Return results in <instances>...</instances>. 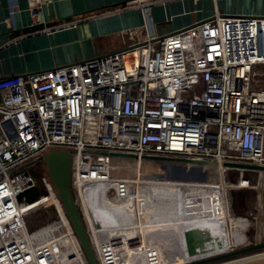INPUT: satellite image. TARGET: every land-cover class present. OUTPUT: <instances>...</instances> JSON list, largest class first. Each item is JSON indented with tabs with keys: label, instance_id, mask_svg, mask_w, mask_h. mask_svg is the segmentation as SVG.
I'll return each mask as SVG.
<instances>
[{
	"label": "built area",
	"instance_id": "1",
	"mask_svg": "<svg viewBox=\"0 0 264 264\" xmlns=\"http://www.w3.org/2000/svg\"><path fill=\"white\" fill-rule=\"evenodd\" d=\"M143 33L120 51L0 77V264L45 262L31 261L25 239L11 243V236L35 231L27 226L29 214L51 206L57 217L45 225L64 222L65 229L68 219L49 177L41 178V194L22 170L50 149L72 152L75 177L86 171L87 180L77 179L82 204L92 196L79 183L96 174L128 180L110 176L122 168L114 158L136 163L138 172L159 156L264 165V16L215 11L165 35ZM228 170L239 172L238 184L252 181L244 173L253 170ZM35 190L32 201L17 198ZM17 227L22 231L12 230Z\"/></svg>",
	"mask_w": 264,
	"mask_h": 264
},
{
	"label": "rangeland",
	"instance_id": "2",
	"mask_svg": "<svg viewBox=\"0 0 264 264\" xmlns=\"http://www.w3.org/2000/svg\"><path fill=\"white\" fill-rule=\"evenodd\" d=\"M111 163L114 165H122V168L110 170V176L127 178L128 180H123L124 183L126 182L129 185H127V187L116 186L114 191L104 190L105 195L101 196V192L98 193L101 188L92 189L90 185H88V182L82 183L84 192L92 196L91 199H84L83 204L77 196V179L82 175L81 180H87L86 171L77 173L75 177V170L71 163V189L76 197L80 213L86 224V229L88 232L89 229L91 230L95 246L92 238L90 239L99 264H127L129 262H134L132 261L135 260L133 259V254L137 251V248L131 244H121L122 239L127 241L129 238L130 234L128 233L127 235L126 230H129V228L107 229L110 232H98L95 230V226L103 223L104 216L107 220L113 221L112 223H114L115 219L118 221L121 220V223H127L131 218H137L140 226L136 228V222L135 225H133L136 229H140L141 231L144 230L145 226H147L150 231L154 230L157 232V229H159L160 233L162 230H166L164 232H170L168 238L172 241L176 240L177 246L181 250L186 248V250L190 252L189 254L192 258H197L201 255L207 256L215 254L214 248H218V251L222 250L225 252L234 242L247 240L245 244H241L238 247L248 246L256 242V237L258 236H261L259 241H264V178L259 179L260 177H258L259 175L257 172L254 171L249 174L244 173L252 179V183H246L242 179L239 181V184L238 180L240 174L237 170H228L224 172L223 180L226 184L231 186L227 191L228 197H225L224 200L228 202V205L224 206L222 205L221 196L218 195L224 193L220 192L217 194L219 190L217 187L220 186V183H218V168L212 163H206L205 161L197 163L185 158L159 156L153 160L142 163L139 169L140 172L137 171L136 163L128 159L114 158L111 159ZM252 168L254 170L261 169L264 173V165L252 166ZM103 169L105 170V167ZM22 170L29 172L34 177L40 193H44L45 189L41 178L42 176H49L43 161L38 158L30 159L22 165ZM95 178L106 179L107 176L103 175L101 177L96 174ZM108 179L111 178L108 177ZM172 181H195L198 184L200 183L199 185H210L212 183L215 184L216 189L203 186L191 189L190 186H187L185 189L191 191L184 192L183 189H176L177 186L165 185ZM140 182L145 183L147 185L146 187L150 186V188L145 189L138 184ZM260 182L261 184H259ZM86 184L87 186H85ZM222 189V191H224L228 188L224 187ZM83 205L84 208L82 207ZM228 206L229 209L227 210ZM51 209V206H45L41 210L28 215L27 226L30 230L35 231L30 235L34 239H32L33 243L30 238V244L25 241V244H27V252L29 251L28 253L32 255L34 252L37 253L38 251V255L36 256H43L45 259L43 264H56L66 260L67 257L65 256L67 253H62V257L65 258L60 260V254L59 256L53 255V249L55 248L58 252L63 247L68 246V249L71 248L69 258L70 260H74L69 262V264H85L82 255H79V257H81L80 259H76L77 255L75 251L76 249L79 250V246L67 221H65L64 231L60 227L64 226V222L45 225L49 222V219L51 221L54 217H57L53 210L51 212ZM224 212H227L233 219L231 223L226 225L225 217L223 219ZM85 216L88 219V223ZM246 219L250 221L247 224ZM110 221H108V223ZM38 226L40 227L36 230ZM229 226L231 227L230 233H232V228L235 227L234 230L236 234V236L232 238V242L229 241L231 244L226 241L228 237L227 227ZM57 230H59V232ZM65 231H68L69 234L66 241H64V238H66ZM113 232H117L122 237H111L110 235ZM57 233L61 235L58 236ZM23 234L28 236L27 233L25 234L23 232ZM15 236L17 237V234H15ZM138 236L139 237L133 239L137 246L141 244L143 247L149 249L158 247L153 244L154 238L160 237L159 233L150 234L147 241H145L143 235L141 236L138 234ZM60 238L62 239L57 241ZM182 243L185 244V247L182 246ZM33 245L36 247L35 249ZM50 247L52 248V256L49 259V253H47V251H49ZM39 248H42V251ZM166 254L167 253H163L164 256ZM250 254L253 253L244 254V256ZM36 256H31V261H34V257ZM241 256L243 255H238L229 259ZM226 260L227 259L222 261ZM215 263L219 262L208 264ZM66 264H68V262H66Z\"/></svg>",
	"mask_w": 264,
	"mask_h": 264
},
{
	"label": "crops",
	"instance_id": "3",
	"mask_svg": "<svg viewBox=\"0 0 264 264\" xmlns=\"http://www.w3.org/2000/svg\"><path fill=\"white\" fill-rule=\"evenodd\" d=\"M215 11L264 16V0H0V77L120 51L146 28L165 35Z\"/></svg>",
	"mask_w": 264,
	"mask_h": 264
},
{
	"label": "water",
	"instance_id": "4",
	"mask_svg": "<svg viewBox=\"0 0 264 264\" xmlns=\"http://www.w3.org/2000/svg\"><path fill=\"white\" fill-rule=\"evenodd\" d=\"M72 152L70 150H55L50 149L41 156V160L44 163L45 169L53 186L55 193L57 194L64 213L68 219V222L84 252L85 258L88 264H98L95 253L92 249L88 232L80 213L77 201L71 189V165ZM37 194V190L33 193L22 192L18 195V199L25 197L27 201H32ZM108 217V216H107ZM108 221L104 216L103 223L97 225L98 229H114V228H130L133 224L121 223L115 219ZM121 223V224H119ZM263 251L260 253H255ZM249 253H255L247 257L235 259H229L238 255H244ZM226 261H222L225 260ZM212 262H219L215 264H264V241H257L246 247H242L224 254L203 258L200 260H194L183 264H208Z\"/></svg>",
	"mask_w": 264,
	"mask_h": 264
},
{
	"label": "bare ground",
	"instance_id": "5",
	"mask_svg": "<svg viewBox=\"0 0 264 264\" xmlns=\"http://www.w3.org/2000/svg\"><path fill=\"white\" fill-rule=\"evenodd\" d=\"M229 165H234L235 167H238V168H241V169H250V170H253V171H255V172H257L258 173V177H260L259 179H263L264 178V173H263V171H261V169L260 170H257V169H253L252 167L251 168H247L246 166H243V164H237V163H231V162H227V163H222V162H219V163H217L216 164V167L218 168V176H219V181H218V183H220V186L219 187H217V188H219V190H218V192H217V194L218 193H220V192H223L224 194H218L219 196H221V199H222V205H228V202H225L224 200H225V197H228V193H227V191L230 189V185H228V184H226V182L223 180L224 179V169H226ZM259 179H258V181H259ZM241 181V180H240ZM189 183H192V184H189ZM217 183V184H218ZM252 183V182H251ZM134 184V183H133ZM140 186H143L145 189H148V188H150V186L149 187H146L147 185L145 184V183H143V182H140V183H138ZM200 184V183H199ZM197 182H195V181H189V182H182V181H180V182H175V181H172V182H169L168 184H165V185H167V186H177L176 187V189H183L184 190V192H190L191 190H189L188 191V189H185L187 186H190L191 187V189L192 188H199V187H201V186H203V187H209V188H213V189H216V186H215V184H210V185H199ZM209 184V183H208ZM259 184H261V182L259 183ZM88 185H90V187L93 189H95V188H101L99 191H98V193L99 192H101L100 194H101V196L103 195H105V193H104V190H106V191H114V189L116 188V186H123V187H127V185H129L128 183H124V180L123 179H120V178H112V179H108V178H106V179H95V180H90V181H88ZM85 186H87V184L85 185ZM237 186V185H236ZM79 187H81L80 189L81 190H83L84 191V188L82 187V183H79ZM224 187H227L228 189H226V190H224V191H222L223 189L222 188H224ZM234 187V186H233ZM229 209V206H228V208H227V210ZM134 217V216H133ZM224 217H225V219H226V221H225V225L226 224H228V223H231L232 222V218H231V216L230 215H228L227 214V212H224V215H223V219H224ZM249 219H246V224L247 223H249L250 221H248ZM252 221V220H251ZM135 222H136V228H138L139 226H140V223H139V221H138V219L136 218L135 219ZM161 225H164V224H161ZM160 225V226H161ZM239 226V225H238ZM240 227V226H239ZM239 227H238V229H239ZM230 226L229 227H227V233H228V237H227V239H226V241L229 243V244H231L229 241H231L232 240V238L234 237V236H236V234H235V230H234V228H232V233H230ZM13 231H22V229H20V228H14V229H12ZM137 231H139V233H142V231L140 230V229H137ZM257 234H259V233H257ZM257 234H256V236H257ZM23 233L22 232H19L18 234H17V237L15 236V235H13V236H11L12 238H11V243H14V242H16V243H19V242H23V238H25V240H26V242H30V240L32 241V237L31 236H25L24 235V237H23ZM65 235H66V238H64V241H66L67 240V237H69L68 235V231H65ZM75 236V235H74ZM65 237V236H64ZM261 236H258V237H256L257 239V241H259L261 238H260ZM28 238V239H27ZM29 238H30V240H29ZM260 238V239H259ZM62 238H60V239H58L57 241H59V240H61ZM75 239L77 240V238H76V236H75ZM34 240V239H33ZM52 241V240H51ZM247 241V240H246ZM246 241L244 240V241H240V242H234V244L233 245H231L230 246V250L229 251H227V252H230V251H233V250H236V249H239V248H242V247H238L239 245H241V244H245L246 243ZM256 241V242H257ZM74 242V241H73ZM232 242V241H231ZM32 243H33V241H32ZM53 243V242H52ZM77 243H78V246H79V250L78 249H76V251H75V254L77 255L76 256V259H80L81 257H79V255H82V257H83V259H84V262H85V264H88V262H87V260H86V258H85V256H84V254H83V251H82V249L80 248L81 246H80V244H79V242H78V240H77ZM30 244V243H29ZM95 244V243H94ZM27 245V244H26ZM30 246V245H29ZM41 246V245H40ZM182 246L183 247H185V244L184 243H182ZM31 247H32V245H31ZM243 247H246V246H243ZM29 248V247H28ZM36 248V247H35ZM34 248V249H35ZM33 249V248H32ZM38 249V248H37ZM39 249H41V251H42V248H39ZM33 251H35V250H33ZM37 251V250H36ZM53 251H54V254L53 255H55V256H59V254H60V260H63L65 257H67L66 258V260H64V261H62V263H61V261L60 262H58V263H56V264H66V262H68V264H69V262H72V261H74L73 259H71L70 260V258H69V255H70V253H71V248L70 249H68V246L67 247H63L61 250H59L58 252H57V250L54 248L53 249ZM182 252H181V254H179L180 255V257H182L183 258V260L185 261V260H188L189 259V253H188V251L186 250V248H184V250H181ZM29 252V251H28ZM227 252H224V253H227ZM260 252H263V251H258V252H255V253H260ZM34 253H36V252H34ZM33 253V254H34ZM37 253H38V251H37ZM34 254L35 256L36 255H38V254ZM47 253H49V259L51 258V256H52V248L50 247V249H49V251H47ZM62 253H67V255L65 256V257H62ZM224 253H221V254H224ZM255 253H253V254H255ZM44 254V253H43ZM33 255V256H34ZM219 255V254H218ZM250 255H252V254H250ZM247 256H249V255H246V256H241V257H239V258H243V257H247ZM31 257V256H30ZM43 257V256H42ZM79 257V258H78ZM95 257H96V255H95ZM35 258V257H34ZM75 259V260H76ZM235 259H238V258H235ZM33 260V259H32ZM82 260V259H81ZM96 260H98L97 259V257H96ZM231 260H233V259H231ZM83 261V260H82ZM81 261V262H82ZM98 262V261H97ZM100 263H101V261H100ZM99 264V263H98ZM183 264V263H182Z\"/></svg>",
	"mask_w": 264,
	"mask_h": 264
},
{
	"label": "flooded vegetation",
	"instance_id": "6",
	"mask_svg": "<svg viewBox=\"0 0 264 264\" xmlns=\"http://www.w3.org/2000/svg\"><path fill=\"white\" fill-rule=\"evenodd\" d=\"M38 159H41V157ZM123 222H124V220H123ZM129 222H130V224L135 225V218H131V220ZM126 230H127V234L128 233L130 234L129 238L133 242H135L133 240V239H135V237H139L138 234L141 236L143 235V238L145 239V241H147V238L150 234H155V233L158 234L159 233V235H160V237L154 238V244H153V245H157L159 248L156 247L154 249L153 248L149 249L147 247H143L138 240L140 245L137 246V248H138L137 250H140L141 252H143V255L140 256L139 253L136 251L133 254V259H135V260H132V261H134V262H129L127 264H182V263H186V262H190V261H194V260H200L203 258L216 256L218 254L224 253L222 250L218 251V248H214L215 254H210L207 256L201 255L197 258H192L191 255L189 254V259L184 261L183 258L180 257V255H179V254H181L182 251L177 246V241L176 240L172 241L170 238H168L170 236V234H169L170 232H168V231L164 232L166 230H162V232L160 233L159 229H157V232L154 230L150 231L147 226L144 227V230L142 231V233H139V231H137V229L134 226L130 227L129 230L128 229H126ZM164 233H166V234H164ZM90 235L92 236L91 230H90ZM110 236L111 237L117 236L120 238L122 237L117 232H113ZM125 241L126 240L122 239L121 244L122 245H126V244L128 245V242H125ZM229 250H230V246H229V249L225 250V252H227ZM163 253H167V254L164 256ZM188 253H190V252H188ZM144 256H145V258H144ZM172 259H175V260H172Z\"/></svg>",
	"mask_w": 264,
	"mask_h": 264
},
{
	"label": "trees",
	"instance_id": "7",
	"mask_svg": "<svg viewBox=\"0 0 264 264\" xmlns=\"http://www.w3.org/2000/svg\"><path fill=\"white\" fill-rule=\"evenodd\" d=\"M128 235V234H127ZM127 238H128V236H127ZM125 242H128V245H132V246H134L135 248H137V245H136V243L135 242H133L130 238H128L127 239V241H125ZM138 249V248H137ZM137 252L139 253V255L140 256H142L143 255V252H141L140 250H137Z\"/></svg>",
	"mask_w": 264,
	"mask_h": 264
}]
</instances>
